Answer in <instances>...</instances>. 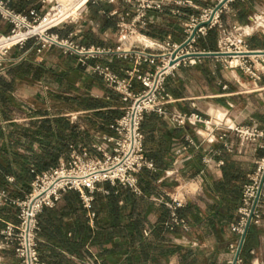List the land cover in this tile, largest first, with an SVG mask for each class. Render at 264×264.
I'll list each match as a JSON object with an SVG mask.
<instances>
[{"label": "crops", "instance_id": "1", "mask_svg": "<svg viewBox=\"0 0 264 264\" xmlns=\"http://www.w3.org/2000/svg\"><path fill=\"white\" fill-rule=\"evenodd\" d=\"M10 4L18 10H45L39 0ZM85 9L76 23L65 22L52 30L61 37L72 33L83 45L115 49V20L129 7L121 0H87ZM182 19L149 11L147 23L138 31L147 40L180 41ZM221 20L239 27L251 49H264V0H233ZM9 29L10 24L0 19V32ZM213 30L215 37L207 33L195 43L197 48L217 50L218 34ZM29 46L28 41L0 54V187L14 198L29 190L33 173L66 159L70 145L101 157L95 145L112 135L124 103L87 66L107 65L120 76L134 67L131 59L116 52L82 61L56 46L13 60ZM150 68L141 65L144 71ZM133 86H138L135 80ZM165 91L169 113L197 112L264 127V69L252 80L237 68L224 67L220 56H204L169 75ZM140 129L143 153L154 165L138 173L141 193L104 181L97 185L96 199L85 207L76 191L63 192L54 206L37 215L36 248L45 264H233L228 245L235 235L229 225L237 218L242 189L261 149L225 128L221 138L222 129L206 139L208 129L201 123L176 125L155 112L144 114ZM202 157L210 161L205 163ZM21 171L30 177L7 181V176ZM180 188L185 191L179 210L185 225L169 228L165 202L179 195ZM16 212L14 205L1 206L0 218L14 221ZM238 256L240 262L234 264H254L264 256V214L248 226ZM12 261L19 263L12 248L0 247V264Z\"/></svg>", "mask_w": 264, "mask_h": 264}, {"label": "built area", "instance_id": "2", "mask_svg": "<svg viewBox=\"0 0 264 264\" xmlns=\"http://www.w3.org/2000/svg\"><path fill=\"white\" fill-rule=\"evenodd\" d=\"M39 1L45 6L42 13L34 7L17 10L10 5V0H0V19L10 24L8 33L0 32V54H6L11 47L22 48L29 41L30 46L13 60L23 59L31 50L40 52L45 47L56 46L62 53L77 55L82 61L116 52L121 57L131 59L134 67L126 70L125 76H120L107 65L95 63L87 66L89 72L118 92L124 103L122 113L115 119L114 131L95 145L101 157H93L78 146L70 145L66 159H59L56 165L34 173L29 190L21 198L11 197L5 188L0 187V207H17L14 221L0 218V247L12 248L19 264H45L36 248L39 230L37 215L44 207L54 206L63 192L76 191L85 207L90 206L97 185L104 181L120 184L140 194L137 173L142 168H154L152 161L143 153L140 125L145 113L155 112L169 117L176 125L201 123L208 129L206 139L222 129L221 138L225 128L261 149L255 170L242 189L237 218L229 225L235 235L234 241L228 245L233 256L231 261L233 264L240 262L237 255L239 243L244 239L248 226L259 222L264 214V127L225 122L222 117H204L197 112L169 113L165 108L169 101L165 91L167 77L173 75L181 65L199 60L200 56L195 53L204 49L197 48L195 43L213 28L218 34L216 51L223 53L220 61L224 67L237 68L250 79H259L264 69V49H251L239 33V27H229L221 20L222 13L228 10L233 0H121L129 10L117 13L115 26L118 46L115 49L83 45L75 40L72 33L61 37L52 30L65 22L76 23L81 13L86 11L87 0H68L64 5L57 0ZM183 7L195 11L188 12ZM149 11L169 12L175 17H183L182 39L154 41L141 35L138 28L147 23ZM143 64L149 65L150 70H142ZM133 80L138 83L137 88L133 86ZM105 143L110 144L109 148L105 147ZM202 160L205 163L210 161L209 157H202ZM13 180L12 176H7V181ZM180 191L179 195L170 196V200L165 202L169 208L166 223L169 228L185 225L175 212L185 200L184 189L182 191L180 188ZM157 200L161 202V199ZM254 264H264V256Z\"/></svg>", "mask_w": 264, "mask_h": 264}, {"label": "trees", "instance_id": "3", "mask_svg": "<svg viewBox=\"0 0 264 264\" xmlns=\"http://www.w3.org/2000/svg\"><path fill=\"white\" fill-rule=\"evenodd\" d=\"M11 5V4H10ZM12 6V5H11ZM13 7V6H12ZM15 8V7H14ZM16 9V8H15ZM18 10V9H17ZM208 33H209V37H211V38H214L215 37V32H214V30L213 29H211V30H209L208 31ZM201 47H204V45H202ZM150 160V159H149ZM51 166H53V165H51ZM49 167V166H48ZM47 167V168H48ZM143 169V168H142ZM141 169V170H142ZM140 170V171H141ZM139 171V172H140ZM138 172V173H139ZM138 173H137V179H138ZM15 175V176H14ZM13 175V178L15 179V178H20V179H26V178H28V177H30L27 173H25L24 171L22 172H15V174ZM33 176H34V173L31 175V177L33 178ZM138 187H139V180H138ZM4 188V187H3ZM139 189H140V187H139ZM68 191V190H67ZM77 193V192H76ZM134 193V192H133ZM140 193H141V190H140ZM78 194V193H77ZM134 194H136V193H134ZM136 195H138V194H136ZM78 196H79V194H78ZM96 198H95V196H94V193H93V199H92V201L91 202H93L94 200H95ZM180 208L181 207H179V208H177L176 210H175V212H176V214H177V216L179 217V218H181V216H180V214H179V210H180ZM166 213H167V217H166V222H168V220H169V208L168 207H166ZM38 220V219H37ZM39 225V224H38ZM3 264H16V263H14L13 261L12 262H8V263H3ZM19 264V263H18Z\"/></svg>", "mask_w": 264, "mask_h": 264}, {"label": "water", "instance_id": "4", "mask_svg": "<svg viewBox=\"0 0 264 264\" xmlns=\"http://www.w3.org/2000/svg\"><path fill=\"white\" fill-rule=\"evenodd\" d=\"M222 54H223V53H220V52H218V51H200V52L195 53V55L200 56V57H204V56H220V55H222ZM242 241H243V240H241V242L239 243L238 251H237V255L239 254V250H240V248H241ZM237 255H236V256H237Z\"/></svg>", "mask_w": 264, "mask_h": 264}, {"label": "bare ground", "instance_id": "5", "mask_svg": "<svg viewBox=\"0 0 264 264\" xmlns=\"http://www.w3.org/2000/svg\"><path fill=\"white\" fill-rule=\"evenodd\" d=\"M60 4L64 5L67 3L68 0H57ZM140 39L146 40V38H142L141 36H138Z\"/></svg>", "mask_w": 264, "mask_h": 264}]
</instances>
